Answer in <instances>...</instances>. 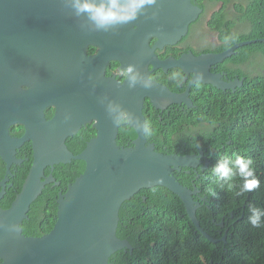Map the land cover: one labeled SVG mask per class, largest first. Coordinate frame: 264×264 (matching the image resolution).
<instances>
[{
  "label": "water",
  "instance_id": "1",
  "mask_svg": "<svg viewBox=\"0 0 264 264\" xmlns=\"http://www.w3.org/2000/svg\"><path fill=\"white\" fill-rule=\"evenodd\" d=\"M202 13L192 0H158L134 24L104 33L95 31L85 17H77L70 0H0V157L7 164V174L13 163H20L16 150L24 144L32 143L34 157L22 192L8 210L0 207L2 264H109L114 254L133 251L128 240L117 236L124 203L141 190L154 187L167 188L178 196L191 222L207 240L227 243L228 230L221 239L204 231L197 217L201 203L195 197L199 190L182 185L175 176L183 169L197 172L206 159L204 153H161L136 125L137 119L146 121V99L159 110L175 104L191 108L189 93L175 95L156 83L150 89L140 84L130 89L127 82L120 84L105 77L110 61H118L124 68L131 60L142 74L148 75L150 65L154 70L180 68L194 73V82L235 91L242 81L226 84L210 68L249 43H240L222 54H189L167 61H160L149 46L151 38L159 39L155 48L177 43ZM89 48L97 49V55L89 57ZM88 88H95L96 95L83 98L81 104V92ZM109 101L132 114L130 126L137 138L130 147L117 143L120 125L114 124L105 111ZM67 104L76 114L70 125L66 124ZM50 106L57 108V114L47 120L44 113ZM96 118L97 137L75 155L67 147L68 138L79 130L80 123ZM17 124L25 129L21 139L10 136ZM73 161L85 163L86 169L59 196L54 228L43 237L25 236L22 225L29 219L33 203L46 185L59 186L53 174L46 176V170L53 173L56 166ZM209 164L207 161L201 171L205 172ZM6 180L1 183L0 203L6 194ZM224 225L223 219L219 226Z\"/></svg>",
  "mask_w": 264,
  "mask_h": 264
},
{
  "label": "trees",
  "instance_id": "2",
  "mask_svg": "<svg viewBox=\"0 0 264 264\" xmlns=\"http://www.w3.org/2000/svg\"><path fill=\"white\" fill-rule=\"evenodd\" d=\"M203 1L199 0L202 7ZM211 1L217 4L224 0ZM257 2L263 0H253L251 8L258 6ZM222 20L221 10L214 15L211 25L220 30ZM245 41L246 37H234L230 46ZM249 48L252 47L244 49ZM238 52L246 62L243 73L246 82L236 94L226 96L222 92L217 94L216 89L213 93L206 90L207 99L200 98L197 109L186 115L164 113L161 121L145 111L154 133L169 137L171 141L174 137L175 150L166 152L157 148V151L179 156L204 151L209 156L210 166L205 172L201 168L197 172L183 169L175 176L182 185L201 191L202 197L200 193L195 197L201 203L197 211L200 225L215 239H221L228 230L227 243L214 244L207 240L191 222L181 199L167 188L154 187L141 190L124 203L117 236L128 240L133 251L114 254L109 264H264V226L253 229L248 223L250 213L247 211L249 202L264 209V71L259 76L252 72V65L247 64L254 51ZM255 52L264 54V51ZM261 68L264 69V63ZM192 126H202L203 131L196 136L190 135ZM136 138L133 128L121 125L119 145H126ZM87 140L86 135L76 136L69 139L67 145L78 155L86 148ZM213 149L216 151L211 154ZM235 155L253 159L255 175L260 182L258 188L243 196L237 195L243 184L239 176L230 181H219L211 172L218 160L226 157L234 160ZM30 169L31 162L25 163L21 169L16 182L19 190ZM84 169L85 163L79 161L55 167L54 176L61 186L48 185L33 203L29 219L22 225L26 236H41L52 231L56 224L60 188L74 183ZM48 174L50 172L46 170ZM16 195L14 190L8 191L1 206L11 207ZM223 219L225 225L220 227Z\"/></svg>",
  "mask_w": 264,
  "mask_h": 264
},
{
  "label": "flooded vegetation",
  "instance_id": "3",
  "mask_svg": "<svg viewBox=\"0 0 264 264\" xmlns=\"http://www.w3.org/2000/svg\"><path fill=\"white\" fill-rule=\"evenodd\" d=\"M252 1L253 0H229V1L224 0L216 4L211 0H205L203 1L204 7H202L201 4L199 3V0H192V3L195 6L201 8L203 10V13L200 15V17L196 22L191 24L189 32L185 37H183L180 41H178L175 44L162 45L161 48L159 47L155 48V45L159 42V39L151 38L149 40V46L151 49H154V54L158 57V59L160 61H167L173 59L180 60L182 57L187 56L189 54H193L199 57L203 55L222 54L226 51L231 50L236 45L240 43H244V42H240V43L237 42V44L230 46V44L233 43L234 37H246L247 41L245 42L249 43V45L236 49L232 57L226 59L223 63L216 64L210 68V72L214 75L220 76L222 82L226 84H231L236 81H240V82L242 81L243 85L237 87L235 91L233 90L221 91L212 85L201 84L197 81L194 82V79L196 78L194 73L187 74L180 68H171L168 71H164L163 69L154 70L153 66L150 65L147 68V74L153 77V81H154L153 83H156L159 86L168 89L172 94L175 95L182 96L186 93H189V99L192 101L193 106L189 108L184 104L183 105L175 104V105H169L165 110H159L156 109L151 104L150 99H146L143 109L145 118H147L145 115V111L147 115H153L154 117H157L160 121L162 120V116L164 113H170V114L176 113L178 115L180 114L186 115L188 114L189 111L197 109L196 104L199 102L200 98L203 97L202 99H207L205 97L206 90H210L211 91L210 93H213V89H216L217 94L219 92H222L226 96L230 94H236L237 92H239V90H241L244 87L246 82V77L243 75L246 68V62L243 59V56L239 55L238 51H254L252 60L250 62H247V64L252 65L251 68L252 72L258 74L259 76L261 75L262 70L264 71V69L261 68V64L264 63V54L255 51H264V0L263 2L260 3L257 2L258 6H255L254 8H251ZM256 9H257V15H255ZM221 10L223 11V20H222V26L219 30L215 26L211 25V21L214 15L217 12L218 13L221 12ZM225 37L230 38L227 41V43H225L224 41ZM245 47H252V48L244 49ZM97 53L98 51L95 48H89V50L87 51L89 57L95 56L97 55ZM128 65H132L131 60ZM122 68L123 67L120 62L110 61L105 67V77L117 80L120 84H124L126 80L123 78V75L121 73ZM177 72H180L184 77L183 83L179 85H177V83L171 79V76ZM81 94L82 97H80V100L82 104L83 98L91 97L92 95L95 96L96 90L95 88L84 89L82 90ZM81 104L79 107H81ZM65 110L69 113V115L66 118L68 119L66 124L70 125L74 122L73 119L76 118V114L70 104H67L65 106ZM81 112L89 113L86 111H81ZM44 114L47 120H52L53 118L56 117L57 108L55 106H50L45 110ZM128 126L131 127L130 124ZM205 126L210 128L208 125ZM98 128H99L98 118L93 119L91 122L88 121L85 123H80L79 130H77V132L72 137L68 138V140L76 136L86 135L88 136V140H87V145H88V143L92 139L97 137ZM186 129L187 126L184 131H186ZM202 131H203L202 126L199 127L192 126L191 132L189 131V134L196 136L200 134ZM120 133H121V125L119 128L118 138ZM24 134H25V129L21 125L17 124L11 128L10 136L12 138L21 139L24 136ZM171 137H173V135ZM118 138H117V143H118ZM147 139H148V143L151 145L153 144L156 147V149L160 148L166 152L175 150L173 149L174 145L172 142L174 141V137L171 141L169 137H162L161 135L153 132V135ZM133 141L134 140L129 141L126 143V145H120V146L125 148L130 147L133 145ZM215 151L216 149H213L211 154H213ZM201 152L204 153L206 159H203V163L200 165L199 168L203 167L207 161L210 162L209 156L206 155L204 151H200V153ZM199 154H194V155H199ZM15 157L18 161H20V163L12 164V166L10 167V172H11L10 174H7V170H8L7 164L0 157V191L3 190V187H1V183L7 179L5 185L6 194L8 193V191L14 190L17 193L16 195L17 198V196L22 192L24 184L28 177L27 175L21 186V189L19 190V187L16 186V182L21 173V169L23 168L24 164L27 162H31V167L33 165L34 157H33L32 143L31 142L26 143L21 148L17 149ZM85 169H86V164H85ZM55 171H56L55 168L53 173L49 170L50 174H53L54 178H55L54 176ZM50 174L46 176H49ZM56 182L58 183L59 181H57L56 179ZM60 183L61 182H59V186H54L53 183L48 185H53V187H60L61 186ZM48 185H46V187ZM69 185H71V183H69L64 188H60L59 196L61 194H65L68 191ZM199 196L202 197L201 191ZM0 207L2 210H8L10 208V207L8 208L2 207L1 203H0ZM45 235L46 234L41 236L32 235L28 237H43ZM2 263L3 261L0 259V264Z\"/></svg>",
  "mask_w": 264,
  "mask_h": 264
},
{
  "label": "clouds",
  "instance_id": "4",
  "mask_svg": "<svg viewBox=\"0 0 264 264\" xmlns=\"http://www.w3.org/2000/svg\"><path fill=\"white\" fill-rule=\"evenodd\" d=\"M157 3L158 0H70V6L77 17H85L95 31L104 33L124 25L134 24L146 14L147 9L154 8ZM229 39V37H225V43ZM121 73L130 89H134L137 84L145 89H150L153 86V77L142 74L134 65L122 68ZM171 79L179 85L183 83L184 77L180 72H177L171 76ZM105 111L113 123L118 126H128L133 119L132 114L114 101H109ZM136 125L145 138L153 135L152 127L147 121L137 119ZM253 164V159L235 155L234 160L227 157L218 160L211 168V172L219 181H230L239 176L243 180V184L237 195L243 196L259 187L260 182L256 178ZM247 211L250 213L248 223L253 229L264 226V209L249 202Z\"/></svg>",
  "mask_w": 264,
  "mask_h": 264
}]
</instances>
